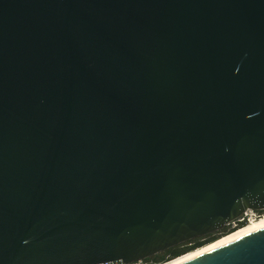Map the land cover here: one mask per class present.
Returning <instances> with one entry per match:
<instances>
[{"label": "water", "instance_id": "water-1", "mask_svg": "<svg viewBox=\"0 0 264 264\" xmlns=\"http://www.w3.org/2000/svg\"><path fill=\"white\" fill-rule=\"evenodd\" d=\"M264 212V0H0V264L133 263ZM183 264H264V227Z\"/></svg>", "mask_w": 264, "mask_h": 264}, {"label": "bare ground", "instance_id": "bare-ground-1", "mask_svg": "<svg viewBox=\"0 0 264 264\" xmlns=\"http://www.w3.org/2000/svg\"><path fill=\"white\" fill-rule=\"evenodd\" d=\"M249 214L251 215H255L256 213L254 211H249L248 212ZM238 227V226H236ZM235 227V228H236ZM264 227V215L263 216H258L257 219L251 221L250 223H247L246 225L240 227L238 230L236 229V231L230 235H226L225 237L211 243V244H208V245H205L201 248H198L176 260H173V261H170V262H167V263H164V264H183L187 261H190L194 258H197L201 255H204L210 251H213L225 244H228L234 240H237L251 232H254L258 229H261Z\"/></svg>", "mask_w": 264, "mask_h": 264}, {"label": "trees", "instance_id": "trees-1", "mask_svg": "<svg viewBox=\"0 0 264 264\" xmlns=\"http://www.w3.org/2000/svg\"><path fill=\"white\" fill-rule=\"evenodd\" d=\"M229 231H230L229 227H226L220 232H217L215 234H212V235H209V236H206L203 238L195 239L191 242H188V243L183 244L181 246H178L176 248L170 249L164 253H161L159 255L151 257V258L147 259V261L151 262L153 264H164V263L176 260V259L198 249V248H201L207 244H211V243L219 240L223 236L230 234Z\"/></svg>", "mask_w": 264, "mask_h": 264}, {"label": "built area", "instance_id": "built-area-1", "mask_svg": "<svg viewBox=\"0 0 264 264\" xmlns=\"http://www.w3.org/2000/svg\"><path fill=\"white\" fill-rule=\"evenodd\" d=\"M249 212V211H248ZM245 213L241 219H239L238 221V224H247V223H250L251 221L257 219L256 217H254L253 215L249 214V213ZM236 222L232 223L234 226V228L236 226H239L236 224ZM102 264H153L151 262H148L147 259L145 260H139L137 262H133V263H124L123 261H113V262H106V263H102Z\"/></svg>", "mask_w": 264, "mask_h": 264}, {"label": "rangeland", "instance_id": "rangeland-1", "mask_svg": "<svg viewBox=\"0 0 264 264\" xmlns=\"http://www.w3.org/2000/svg\"><path fill=\"white\" fill-rule=\"evenodd\" d=\"M255 213H256V214L254 215V217H256V218H257L258 216L264 215V213H262L261 215H259V214H260L259 212H255ZM236 224L239 225L238 222H236ZM241 225L243 226V225H246V224H240V225H239L238 227H236V228H234L235 225H233V224H231L230 226H228V227H229V230H230V231H229L230 234H232V232L234 233V232L236 231V229L238 230L240 227H242ZM231 231H232V232H231ZM230 234H228V235H230ZM223 237H225V236H223ZM223 237H222V238H223ZM220 239H221V238H220ZM207 245H208V244H207Z\"/></svg>", "mask_w": 264, "mask_h": 264}, {"label": "flooded vegetation", "instance_id": "flooded-vegetation-1", "mask_svg": "<svg viewBox=\"0 0 264 264\" xmlns=\"http://www.w3.org/2000/svg\"><path fill=\"white\" fill-rule=\"evenodd\" d=\"M260 214L259 215H261L262 213H264V212H259ZM261 216H263V215H261Z\"/></svg>", "mask_w": 264, "mask_h": 264}]
</instances>
